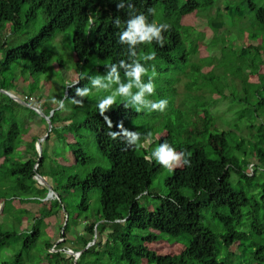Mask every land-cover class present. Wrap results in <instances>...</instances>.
Instances as JSON below:
<instances>
[{
	"label": "trees",
	"instance_id": "obj_1",
	"mask_svg": "<svg viewBox=\"0 0 264 264\" xmlns=\"http://www.w3.org/2000/svg\"><path fill=\"white\" fill-rule=\"evenodd\" d=\"M243 1L254 11L251 19L258 29L248 32L252 42L244 41L241 51L246 71L231 75L242 89L240 92L234 86L229 95L231 102H237L232 105L235 115L226 118L211 109L199 112L194 118L202 130L199 142L195 141L199 134L183 125L155 139L159 148L167 145L179 154V160L174 161L177 166L165 179L168 192L159 195L150 186L166 165L143 146L148 137L143 131L127 127L138 113L126 102L113 101L88 111L84 125L94 132L111 166H97L83 179L76 176L72 183L81 187V206L85 209L90 191L99 190L98 220L86 225L79 244L72 241L81 251L76 261L62 246L52 251L53 245L47 244L45 264H264V72H260L264 66V5ZM215 5V0H0V89L13 87L6 78L12 63L23 62L24 72H45L53 54L41 50L40 45L70 28H74L73 49L79 65L96 55L109 59L110 66L121 73L135 76L137 66L143 68L150 55L149 59L158 57L170 63L184 60V52L175 54L185 43L182 18ZM40 9L46 24L39 33L28 43L8 46L6 37L1 38L3 25L12 35L24 25L22 14L29 21ZM158 11H162L160 19ZM228 14L233 19L236 13L231 9ZM139 17L144 18L146 26L160 28L162 44L155 37L150 42L135 43L125 38L131 22ZM215 25L218 29L225 26L222 21ZM245 34L243 31L242 37ZM251 74H257L259 81H251ZM80 77L67 96L77 103L88 100V79ZM19 105L0 90V170L13 190L29 194L32 189L28 183L36 180L43 157L23 159L14 155L23 144L15 110ZM74 154L78 162L87 159L81 147ZM143 198H153L155 207L143 206ZM0 199H7L4 192H0ZM207 211L216 219L209 220V225L205 222ZM41 219L36 218V223ZM95 228L97 240L89 245ZM16 236V231L0 224V250ZM39 237L40 229L34 226L24 236L21 252L12 262L3 264H23L24 252L29 253Z\"/></svg>",
	"mask_w": 264,
	"mask_h": 264
},
{
	"label": "rangeland",
	"instance_id": "obj_2",
	"mask_svg": "<svg viewBox=\"0 0 264 264\" xmlns=\"http://www.w3.org/2000/svg\"><path fill=\"white\" fill-rule=\"evenodd\" d=\"M252 1L258 6L264 5V0ZM215 3L214 8H199L182 18L184 27L181 33L185 43L175 54L184 52L185 59L170 63L158 57L147 58L139 81L136 76L112 68L109 59L96 55L79 65L73 49L74 28L59 31L40 45L41 50L53 54L45 72L31 73L29 69L24 72L23 62L12 63L6 71V78L13 85L10 90L26 103H20L15 108L23 144L14 155L23 159L38 156L39 160L43 157L37 174L47 183L35 176L36 180L28 183L32 193L13 190V184L0 170V192H4L7 197L6 200L0 199V224L6 230L18 233V236L11 239L9 246L1 247L0 264L15 259L22 250L24 236L34 226L40 229V237L29 253L24 252L23 264H45L43 258L48 253L47 244L53 245L52 251L56 250L57 245L65 251L74 249L76 246L71 244L72 241L79 244L80 236L86 234V225L98 220L99 190L90 191L85 209L81 206L82 189L79 184L72 183L76 181V176L83 179L97 166H111L109 157L100 150L94 132L84 125L88 111L95 106L106 101L126 102L130 105L138 115L127 123V127L138 128L148 136L143 146L155 157L159 149L158 143H154L155 139L167 134L170 128L174 132L180 125L191 126V132L199 134L195 141H202L199 133L202 130L197 128L200 123L194 118L198 117L199 112L203 113L204 109L219 111L226 118L235 115L232 105L237 102H231L229 95L234 91V86L240 92L242 89L234 84L231 75H240L241 69L246 71L241 51L244 41L247 44L252 42L247 37L248 32L254 33L258 26H254L251 19L254 11L249 9L247 2L215 0ZM27 7L28 4H24L23 11ZM231 9L236 13L233 19L228 14ZM157 15L160 19L162 11H158ZM26 18L22 14L24 25L12 35L8 26L3 25L5 31H1V38L6 37L8 46L28 43L46 24L42 9L38 10L35 18L29 21ZM221 21L227 27H214ZM243 31L246 34L242 37ZM2 56L0 53V59ZM260 72H264V66ZM80 76L88 79V100L83 103L67 97L69 88L80 80ZM250 80L258 82L259 77L251 74ZM148 84L153 85V91L143 90ZM124 88L128 91L122 92ZM161 100L168 102L163 110L153 106ZM79 147L87 155L84 163L75 158L74 151ZM175 166L177 162H171L172 169L166 166L156 175L150 186L152 192L167 194L165 179L172 174ZM51 190L53 194H49ZM141 204L151 209L155 207L153 198H143ZM206 214L207 225L210 224L209 220L215 222L216 219H212L209 211ZM38 217L42 218L39 224L36 223ZM62 234H65L67 241ZM97 237L95 228L94 240L89 245L95 243ZM167 246L173 247L170 243ZM65 255L68 257L70 254ZM70 256L75 260L74 256Z\"/></svg>",
	"mask_w": 264,
	"mask_h": 264
},
{
	"label": "clouds",
	"instance_id": "obj_3",
	"mask_svg": "<svg viewBox=\"0 0 264 264\" xmlns=\"http://www.w3.org/2000/svg\"><path fill=\"white\" fill-rule=\"evenodd\" d=\"M161 27H169V25H161ZM153 37L157 38L161 44L163 43V38L160 35V28H157L155 25L152 26H146L144 23V18L139 17L137 20L131 22L130 31L128 33H125V38L131 40L133 43H135L137 40L142 41H148L150 42ZM151 58V55L148 57ZM144 72V69L141 66H137V68L134 71V75L137 78V81H139L141 74ZM144 91H153V85L148 84L143 87ZM122 92H127L128 90L126 88L121 89ZM142 95V93H141ZM139 95L137 96V99H139ZM167 100H161L159 104L153 105L154 107L160 108L163 110L167 106ZM155 155L158 157L161 163L166 165L168 169H172L171 162L178 161L179 160V154L167 147V145L159 148ZM69 251H74V255L68 253L75 257V261L77 258H79L81 251L71 249Z\"/></svg>",
	"mask_w": 264,
	"mask_h": 264
},
{
	"label": "water",
	"instance_id": "obj_4",
	"mask_svg": "<svg viewBox=\"0 0 264 264\" xmlns=\"http://www.w3.org/2000/svg\"><path fill=\"white\" fill-rule=\"evenodd\" d=\"M0 90H1L2 92H4V93L8 94L9 96H11V97H12L14 100H16L18 103L26 104L25 101H24V99L21 98V97H20L19 95H17L16 93H14L13 91H11V90H6V89H0ZM36 176H37V178H38L40 181H43L44 183H47V182L44 180V178H43L40 174H37ZM53 193H54L53 190H51V191L49 192V194H53ZM68 253L74 255V251H68Z\"/></svg>",
	"mask_w": 264,
	"mask_h": 264
}]
</instances>
